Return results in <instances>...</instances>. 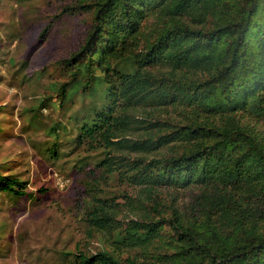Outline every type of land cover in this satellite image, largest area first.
<instances>
[{
  "label": "trees",
  "instance_id": "obj_1",
  "mask_svg": "<svg viewBox=\"0 0 264 264\" xmlns=\"http://www.w3.org/2000/svg\"><path fill=\"white\" fill-rule=\"evenodd\" d=\"M64 10L91 24L52 90L60 103L92 98L77 143L104 149L100 178L143 190L123 203L91 196L85 234L99 246L66 252L73 263L264 264V0H76ZM0 191L25 195L2 173Z\"/></svg>",
  "mask_w": 264,
  "mask_h": 264
},
{
  "label": "rangeland",
  "instance_id": "obj_2",
  "mask_svg": "<svg viewBox=\"0 0 264 264\" xmlns=\"http://www.w3.org/2000/svg\"><path fill=\"white\" fill-rule=\"evenodd\" d=\"M75 2L0 0V173L19 178L25 191H0V264H74L66 252L99 246L85 234L91 196L123 203L125 193L143 194L114 174L100 178L95 163L104 149L77 143L82 119L94 118L92 98L75 94L60 103L52 90L65 78L60 60L78 49L91 24L88 13L64 10ZM176 192L182 208L192 200Z\"/></svg>",
  "mask_w": 264,
  "mask_h": 264
}]
</instances>
